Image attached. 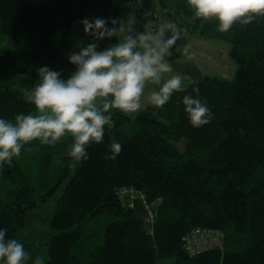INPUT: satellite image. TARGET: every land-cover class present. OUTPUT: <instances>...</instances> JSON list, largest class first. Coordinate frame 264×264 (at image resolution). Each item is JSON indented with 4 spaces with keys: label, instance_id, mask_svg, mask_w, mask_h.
Masks as SVG:
<instances>
[{
    "label": "trees",
    "instance_id": "trees-1",
    "mask_svg": "<svg viewBox=\"0 0 264 264\" xmlns=\"http://www.w3.org/2000/svg\"><path fill=\"white\" fill-rule=\"evenodd\" d=\"M133 1L0 0V118L34 112L21 90L40 67L66 80L75 71L70 54L115 44L93 41L80 22L129 27ZM176 2L173 14L167 2L158 11L186 28L201 23L202 34L229 44L234 79L193 81L163 107L136 115L113 111L115 128L88 146L86 160L64 155L69 137L25 145L0 173V229L24 245L26 264H264V18L221 33L215 20L181 21L182 12L194 15L186 0ZM193 87L214 115L199 128L179 103ZM112 138L122 151L108 160ZM195 228L223 232L222 248L189 256L183 239Z\"/></svg>",
    "mask_w": 264,
    "mask_h": 264
},
{
    "label": "clouds",
    "instance_id": "clouds-1",
    "mask_svg": "<svg viewBox=\"0 0 264 264\" xmlns=\"http://www.w3.org/2000/svg\"><path fill=\"white\" fill-rule=\"evenodd\" d=\"M195 18L215 20L217 30L227 33L235 25H250L264 18V0H186ZM123 21L87 18L80 23L93 41L115 37L116 43L97 50L89 43L68 56L75 71L66 79L47 66L37 70L38 79L32 87L23 88V98L34 112L17 114L14 120L0 118V173L21 154L25 145L38 141L41 145H55L65 137L71 139L64 153L72 161L88 159V146L104 142L106 130L115 128L113 111L125 115L139 112L144 103L163 107L174 93L186 92L184 79L172 74L168 60L172 46L179 39V31L169 24L154 30L134 33L135 18ZM119 38V39H118ZM17 80L27 75H17ZM195 84V82H193ZM153 86V87H149ZM192 93H195L193 95ZM185 94L179 103L188 123L199 128L209 124L214 115L198 87ZM106 159L115 160L122 145L112 138ZM7 229H0V264H26L30 259L24 245L7 239ZM33 264H43L36 258Z\"/></svg>",
    "mask_w": 264,
    "mask_h": 264
},
{
    "label": "rangeland",
    "instance_id": "rangeland-1",
    "mask_svg": "<svg viewBox=\"0 0 264 264\" xmlns=\"http://www.w3.org/2000/svg\"><path fill=\"white\" fill-rule=\"evenodd\" d=\"M146 5L155 10H160V3L167 2L168 6L163 7L169 14H173L176 0H142ZM181 21H187L188 24L194 26V19L187 17L182 12L180 14ZM196 27H187V34L184 42L175 48L168 57L172 65L173 73L180 74L184 79L185 87H188L193 81L200 80L204 77H216L226 81H232L237 70L236 64L230 59L231 46L220 40L206 36L201 33V23H196ZM124 32L121 33L122 38L128 27L124 26ZM153 87V86H149ZM146 103L139 112L147 108H151ZM133 113V115L138 114ZM185 142L175 144L176 148L183 150ZM178 148V149H179ZM173 259L160 261L158 264H172Z\"/></svg>",
    "mask_w": 264,
    "mask_h": 264
},
{
    "label": "built area",
    "instance_id": "built-area-1",
    "mask_svg": "<svg viewBox=\"0 0 264 264\" xmlns=\"http://www.w3.org/2000/svg\"><path fill=\"white\" fill-rule=\"evenodd\" d=\"M134 17L135 23L131 25L134 33L143 32L144 30H154L161 24H169L179 31V39L172 46L171 52L179 47L185 39L187 29L179 22L164 15L142 0H134L129 8V18ZM142 198V196H141ZM132 199H135L133 196ZM133 206V203L130 204ZM149 220H153V215L149 212ZM223 232L209 228H195L189 232L183 239V248L191 256H198L210 250L221 249L224 241Z\"/></svg>",
    "mask_w": 264,
    "mask_h": 264
}]
</instances>
